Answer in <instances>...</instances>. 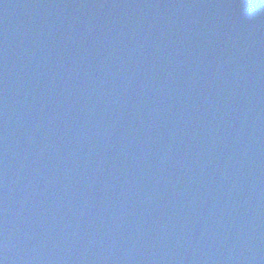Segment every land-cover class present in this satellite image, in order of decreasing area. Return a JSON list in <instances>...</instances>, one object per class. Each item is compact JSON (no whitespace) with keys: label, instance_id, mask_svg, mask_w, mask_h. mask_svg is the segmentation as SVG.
<instances>
[{"label":"water","instance_id":"1","mask_svg":"<svg viewBox=\"0 0 264 264\" xmlns=\"http://www.w3.org/2000/svg\"><path fill=\"white\" fill-rule=\"evenodd\" d=\"M2 264H264V0H0Z\"/></svg>","mask_w":264,"mask_h":264},{"label":"snow or ice","instance_id":"2","mask_svg":"<svg viewBox=\"0 0 264 264\" xmlns=\"http://www.w3.org/2000/svg\"><path fill=\"white\" fill-rule=\"evenodd\" d=\"M0 264H2V262H0Z\"/></svg>","mask_w":264,"mask_h":264}]
</instances>
